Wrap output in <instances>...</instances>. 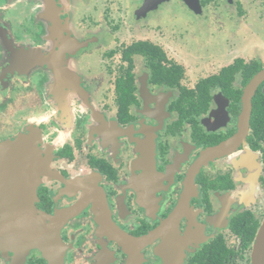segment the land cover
Wrapping results in <instances>:
<instances>
[{
    "label": "flooded vegetation",
    "instance_id": "flooded-vegetation-1",
    "mask_svg": "<svg viewBox=\"0 0 264 264\" xmlns=\"http://www.w3.org/2000/svg\"><path fill=\"white\" fill-rule=\"evenodd\" d=\"M257 32L264 0H0V264H51V236L58 264H251L264 81L238 135ZM203 38L240 55L186 65L180 43ZM4 159L27 167L14 190ZM21 209L47 230L5 222Z\"/></svg>",
    "mask_w": 264,
    "mask_h": 264
},
{
    "label": "water",
    "instance_id": "water-1",
    "mask_svg": "<svg viewBox=\"0 0 264 264\" xmlns=\"http://www.w3.org/2000/svg\"><path fill=\"white\" fill-rule=\"evenodd\" d=\"M185 2H189L190 0H183ZM264 81V69L260 71L257 75H255L252 80L247 84L243 91V95L241 98L242 103V113L239 120V135H243L245 131L248 129V123L250 119V113H251V99L258 88V86ZM222 147H218L216 149H212L207 155H214L221 152ZM3 153L9 154L10 151L13 150V147L11 145H4L1 146ZM5 158V157H4ZM2 172L4 173V180L5 182H8L6 184V189L8 190H14L16 189L14 184L18 181L19 183L23 180L24 174H26L27 167L25 169H22L24 167V163H21L19 160L16 163H10L7 161V159H4L2 162ZM23 174L21 175V178L13 179L12 174ZM8 176L9 178H7ZM27 180L25 179V182ZM21 194V192H20ZM19 195V194H18ZM17 195V196H18ZM15 196H13L14 198ZM21 197V195H20ZM25 198L26 195H24ZM11 198V197H10ZM18 196V200H19ZM12 203H9L11 205ZM21 203L19 202V205ZM5 215V222L12 223L13 226H17L19 229L21 228V231H24L27 233L28 231H31V226H34V228L39 227L41 229L47 230V225H44V219L41 216H38L31 210H3ZM52 224V223H51ZM50 224L51 227V235H54V226ZM25 226V227H24ZM55 238L51 236V242H50V262L51 264H58V257H57V251H56V243H54ZM251 264H264V221L262 225L260 226L257 235L255 237L254 245H253V251H252V258H251Z\"/></svg>",
    "mask_w": 264,
    "mask_h": 264
},
{
    "label": "rangeland",
    "instance_id": "rangeland-1",
    "mask_svg": "<svg viewBox=\"0 0 264 264\" xmlns=\"http://www.w3.org/2000/svg\"><path fill=\"white\" fill-rule=\"evenodd\" d=\"M177 13H178L179 28L180 30L182 29V32H184L186 27L182 23H186L188 13L184 11L183 9H179ZM206 40L207 38H203V40L200 42L202 46H200L198 49L197 47H192L193 44L190 42H188L189 44L185 43L189 47L185 46L183 43L182 44L180 43V47L183 48V49H180V57H182L186 65L191 66L192 65L191 63L196 62L197 56L204 55L205 53H207V55H209L210 53H213L216 57H213V54H210V57L208 58L210 59V61H217V65H225L226 63H228L229 59L233 58V56L240 55V51L238 53L236 52L234 48H225L224 47L225 43L221 44V46L218 44L220 48H218L217 50L221 52V54L217 51L212 52L211 50H208V49L204 51V47L210 44L209 41L206 42ZM210 41L212 43V39ZM193 43L196 44V41H194ZM247 46L250 47L254 53L257 51L264 53V32H257L256 35L248 36ZM187 47L189 48V50ZM223 50L234 51L236 52V55H227L228 52L224 53ZM234 52L230 54H233ZM206 61H207V58L206 60H202V62H206Z\"/></svg>",
    "mask_w": 264,
    "mask_h": 264
},
{
    "label": "trees",
    "instance_id": "trees-1",
    "mask_svg": "<svg viewBox=\"0 0 264 264\" xmlns=\"http://www.w3.org/2000/svg\"><path fill=\"white\" fill-rule=\"evenodd\" d=\"M203 87V83H201L200 85H199V88H202Z\"/></svg>",
    "mask_w": 264,
    "mask_h": 264
}]
</instances>
